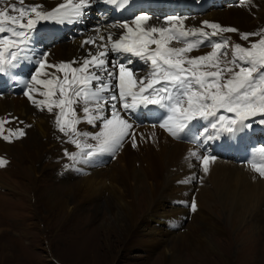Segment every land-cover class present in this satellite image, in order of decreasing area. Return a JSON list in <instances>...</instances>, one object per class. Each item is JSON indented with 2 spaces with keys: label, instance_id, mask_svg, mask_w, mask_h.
Segmentation results:
<instances>
[{
  "label": "snow or ice",
  "instance_id": "obj_1",
  "mask_svg": "<svg viewBox=\"0 0 264 264\" xmlns=\"http://www.w3.org/2000/svg\"><path fill=\"white\" fill-rule=\"evenodd\" d=\"M93 2L65 0L47 10L43 4H29L26 0H0L3 6L0 7V73L15 69L22 62L35 64L29 80H20L15 75L12 79L24 84V96L38 110L53 114L57 130L68 137L67 142L80 149L79 153L65 151L70 160L87 163L98 153L114 155L129 137L133 141L132 147L136 148L135 135L130 132L133 124L126 114L149 105L166 113L159 117L158 126L175 139L186 134V130L190 131L197 120L207 122L215 131V135L204 137V143L218 138L222 131L235 134L250 128L256 117H260L258 122L264 125V29L242 32L207 20L202 21L200 28L188 29L183 23L187 17L168 15L161 22L158 17L140 13L131 20L112 24L111 28L121 31L119 34L108 31L106 36L101 35L99 44L95 36L83 41L82 47L87 44L96 47L95 52L89 51L83 59L52 64L47 60L49 53L44 51L33 61L36 55L33 37L40 23H78ZM130 2L103 0L105 5H111L118 11L126 9ZM243 3L250 5L252 0H243ZM205 27L212 31H204ZM94 32L100 33L101 29L97 27ZM222 33L238 34L240 40L248 42V46L234 43L229 52L228 39L220 42L211 40V37H220ZM253 37L259 39L251 41ZM205 46L212 51L200 56L188 55ZM5 48L9 49L7 59ZM109 53L137 57L149 65V71L144 77L134 79L137 74L128 67L133 61L114 60L109 67ZM221 57L230 58L224 64ZM61 73L62 76L58 75ZM113 89H118L119 94H115ZM33 93L43 99H36ZM118 104L125 115H121ZM106 106L111 109L110 116L105 115ZM221 110L234 115H218ZM16 119H0V138L9 143L13 137L18 140L26 135L15 125ZM82 120L93 127H97L99 121L100 130L95 134L78 130L76 125ZM5 124L13 125L7 130V135L4 134ZM208 132L209 128H204L203 133ZM203 133L196 139L200 140ZM88 139L96 143L89 144ZM190 155L200 160L205 173L209 170V160L216 159L209 155L198 157L196 152ZM7 164L8 161L0 157V168ZM249 164L254 172L264 177V158L260 162L249 161ZM190 210L193 213L198 211L195 198L191 201Z\"/></svg>",
  "mask_w": 264,
  "mask_h": 264
},
{
  "label": "rangeland",
  "instance_id": "obj_2",
  "mask_svg": "<svg viewBox=\"0 0 264 264\" xmlns=\"http://www.w3.org/2000/svg\"><path fill=\"white\" fill-rule=\"evenodd\" d=\"M196 1L202 2L203 0ZM225 3L227 2L225 1ZM233 5L232 3L230 6ZM253 10L254 13L251 16V24L254 25L253 31H260L264 29V16L260 15L264 12V0H260L258 6ZM79 31L81 30L79 29ZM55 36L57 38L56 34ZM229 38H227L229 40L227 50L231 52L233 41L231 37ZM211 39L217 41L214 38ZM257 39L259 38H250L251 41ZM246 46H248V42ZM198 51H202L201 54L205 55L212 49L201 47ZM199 53H193L190 57L197 56ZM229 58L221 57V60L226 64ZM31 65H26L28 74H32L34 66ZM227 75L225 73L226 77ZM25 79L28 78L23 77V80ZM15 83L18 87L23 85L18 81ZM14 94L15 99L26 97L21 91ZM218 115L233 117L234 114L221 110ZM259 119L260 117L254 118L258 125L260 124ZM153 124L157 126L152 127ZM158 125L159 121H144L140 124L141 127L152 128L148 129L147 134H142L141 137L136 136V148L132 147L131 137L126 138L122 147L114 155L98 153L97 158L88 160V164L81 163L80 165L85 168L82 174L102 168L109 173V176L124 178L125 185H121V187L126 193V200L132 204L133 214H135L134 222L138 227L143 217L151 216L148 211L150 206L147 200V189L145 184L141 183V178L145 177L139 175L138 182L134 179V171L137 174L145 172L146 186H154L159 191L156 193L154 204L155 208L159 210L157 214L167 217L165 219L173 223L182 217V227L178 228V232H181L184 237L189 235L188 226L193 218L205 219L206 226L203 227L202 236L208 243L200 245L189 240L188 246L181 247L179 245L177 247L180 250H178V256L176 255L177 257L170 262L169 255L166 256L165 253L167 249L157 248L149 243L143 244V240L139 237L125 236L122 233L115 217L105 207L107 198L99 197L96 199V203L83 200L78 203L70 200L68 201L70 205L66 206L67 208L61 201L48 203L44 199L46 195L44 191L51 192L52 189L60 188V184L54 181L62 179L63 174L75 164L65 156V151L80 152V149L75 145L72 147L62 145L57 155L55 154V157L48 160L47 170L43 171L37 180V175L33 171H42L44 166L40 162L34 164L24 159L13 163L14 165H9V167L6 165L0 168V264H264V201L253 202V207L246 213L242 212V215L239 211L232 215L229 214V203L228 209H225L222 201H219L216 196L202 198L198 191L203 188L206 180L202 177L208 172H204L197 157L191 156V158L185 159L186 153L183 155L184 152L175 150L178 147H171L169 144L173 141L172 136ZM89 130H93V127ZM131 133L133 132L131 131ZM261 135L264 134L258 133V137H255L258 142L264 140V136ZM215 142L216 139H211L203 147L201 144L197 148V156L214 155L219 158L216 148H213L211 152ZM260 148L264 149L262 143ZM167 149L179 153L178 156L170 157L167 154ZM236 159L240 158H224L222 161H234L239 164L240 162H237ZM97 161L98 165H96ZM256 162L260 161L256 160ZM246 166L256 176L261 177L252 170L250 164H246ZM167 181L168 185L172 183L173 186L164 188ZM140 188L143 189V193L139 191ZM193 198L198 206V211L195 213L190 210ZM48 204L50 205L48 206ZM70 206L77 208L72 212V209L68 210ZM162 228L166 232L172 230L168 223ZM172 228L174 229L175 226ZM83 245H87L89 249L85 250Z\"/></svg>",
  "mask_w": 264,
  "mask_h": 264
},
{
  "label": "bare ground",
  "instance_id": "obj_3",
  "mask_svg": "<svg viewBox=\"0 0 264 264\" xmlns=\"http://www.w3.org/2000/svg\"><path fill=\"white\" fill-rule=\"evenodd\" d=\"M225 1L227 3H225ZM259 1L260 0H252V3L250 5L243 3L242 0L239 1L238 0L237 1L203 0L202 2L196 0H158L157 3L160 5L165 4V2L169 3L168 5L169 7H167V9H161V10H166L167 13L174 11H176V15H178L180 12L186 13L185 16H188V18L185 19L183 23L188 29L200 28L202 26V21L207 20L210 22L218 23L225 27H235L242 32H253L254 25L253 23L251 24V16L254 13L253 9L258 6ZM26 2L29 4L40 3L44 5L45 9L50 10L53 7L59 5L60 3L65 2V0H26ZM141 2H143V0H136L134 2L131 0L129 6L126 9L118 11L115 10L114 7L111 5H105L103 3V0H99V6L105 8V10H103L104 13L101 14L96 12L97 7H95L94 5L95 4V0H94L91 7L86 11L85 16L78 23L75 24H56L52 22L40 23L33 37V47L36 50V55L33 56V61L38 58L39 53L44 51H47L49 53L47 60L49 63L52 64H57L62 61L68 62V61L83 59L88 55L89 51L92 52L96 51V47L92 44H87L82 47L81 45L83 41L88 40L89 38L95 36L96 43L99 44L101 43L99 39L101 35L106 36L108 31H111L116 34H119V32L121 31L118 29L111 28L110 27L111 25L106 24L107 15H110L112 18H114L115 22L113 24H118L130 20L131 17L126 15L127 11L134 6L141 4ZM171 2H175V6H178L177 10L171 7ZM232 3L234 5L230 6L232 5ZM0 7L3 6L0 5ZM69 7L71 6L69 5ZM188 8H192L194 10L195 14H192V17H190L189 12H187L188 10H190ZM167 13L161 12L158 15L155 16L152 15V16L160 18V21L163 22L164 17L168 16L166 15ZM263 13H261L260 15L264 16ZM13 14L15 15V13ZM153 22L155 21H150V23ZM97 27L101 29L100 33L94 32V29ZM106 27H107V31L105 30ZM79 29L81 31H79ZM204 31L210 33L212 30L210 28L205 27ZM55 34L57 35V38ZM226 37L227 38L231 37L233 44L240 43L242 46H244L245 43V46L247 45V42L240 40L238 34H234V33H222L218 38L227 39ZM177 46H182V45H177ZM201 52L202 51L195 50L188 53V55L190 56L193 53H199L197 54V56H200L202 55ZM4 56L6 59L9 58L8 48H5ZM124 56L118 55L119 57L118 60H121ZM108 59H109V67H111V62L116 60L115 55L109 53ZM128 59H131L133 61V63L128 67L131 68H133V66L137 67V69L135 70L137 75L134 76V79L142 78L147 74V72L149 71L148 64L144 63L142 60H140L137 57L128 56ZM27 64H32L34 66L31 71L33 74L35 71V64L33 62H22L14 70H19L22 73L28 74L29 71L26 69ZM72 66L77 67L78 65H72ZM139 70L142 71L138 72ZM48 71H54V70L48 69ZM116 71L118 72V69H116ZM58 75L62 76L63 74L61 73ZM113 83H116V81H113ZM1 84H2V79H0V85ZM113 92L117 95L119 94L118 89H113ZM33 95L35 96L36 99H43V97L36 95V93H33ZM117 106L121 112V115H125L124 110L119 107V104ZM54 111H58V110H54ZM128 113L131 114V117L130 118L127 117V118L129 119L130 123L133 124V128L130 129V132L132 131L135 134V141H137L136 140L137 135L138 137H141L142 134L144 135L147 134L149 128H152V127L149 128L141 127L140 124L143 121V119L155 120V118L159 119V117L165 115V112L163 110L157 108L154 105H149L147 108L141 107L137 111L134 112L130 111ZM105 115L107 116L111 115V109L108 108L107 106H106ZM4 118H7L9 120H11L12 118H17L14 121L15 125L19 128H22L26 133V135L18 140L15 139V137H13L11 143L0 138V157L8 161L7 167H9V165H14L13 163H17L18 161H22L24 159L27 161H31L34 164L40 162V164L43 165L44 168L42 169L41 172L33 171L34 174L37 175L36 180L42 175L43 171L47 170L46 164L48 160H51L55 154L57 155L58 150L60 149V147L62 148V145H66V146L69 145L71 147L73 145L72 143L67 142L68 137L64 136L63 133L57 130L54 122V115L49 114L46 110L45 111L38 110L28 100L27 97L15 99L9 94L0 93V119H4ZM20 121H23V123H20ZM199 121L200 123L205 124L204 127L206 126L209 128L208 123L203 120H198L197 121L198 125H199ZM25 125H30V127H25ZM11 127H13L12 124L4 125L5 135L8 134L7 130ZM92 127L93 126L91 124H88L86 120H82L81 123L76 125V128L78 130L95 134L100 130L99 121L97 122V127H93V130H89V128ZM209 130H210L208 132L209 134L214 132L213 135H215L214 130H212L211 128H209ZM194 132L196 134L197 133L199 134V132L195 129ZM208 133H205L203 136L202 147L205 145L204 137H206ZM258 133L264 134V125L262 124L258 125L257 122L253 123L250 128L241 129L239 132H236L235 134H230L226 131H222L219 133L218 138H215L216 142L213 144V147L211 149L212 152L213 148H216V153H219L218 154L219 158L221 157L240 158L239 160L236 159L237 162H240L239 164L235 163L234 161L224 162L222 161V159L224 158L219 159L218 157H216L214 161L209 160L208 173L207 175L205 176L203 175L202 177V179L206 180L205 184L203 188L199 189L198 191V194L202 198L205 197L212 198L216 196V198H218L219 201H222L221 203L222 205H224L225 209H228L227 207L230 204L229 214L232 215L233 213L237 214L238 211L240 214L242 212L246 213L247 210L253 207L252 204L253 202L256 201L260 202L261 200L264 201V178L256 176L251 171V169H249L248 166H246V164H249V161L252 160L261 161V159L264 158V152H261V148H260L261 143L264 145L263 143L264 140H262L261 142H258L256 140L255 137H258L257 136ZM79 139L83 140V138H79ZM87 143L94 145L96 141L88 139ZM169 145L171 147H178L175 150L176 151L180 150L184 152L183 155H185L186 153L185 159L187 157L191 158L190 153L198 152L197 148L188 144L185 145L176 142L174 141V139L173 141L170 142ZM167 151H168L167 154H169L170 157L174 156V158H176V156H178L179 154V153H175V151L172 149H167ZM95 158H97V156H95ZM181 158L183 157L181 156ZM81 163L84 164L83 161L82 162L80 161L79 163L75 162V164L71 166V169L67 170L66 173L63 174L64 177L62 179H60L59 181L56 180L54 181L60 184L59 186L63 188L60 187V188L52 189L51 192L44 191V193L46 194L44 199L47 200L48 203L51 204L55 201H61L64 203V206L66 207L70 205L68 203V201L70 200L74 202L77 201L78 203H80L79 201L82 200L90 203L91 202L96 203V199L99 197H101V199L107 198L105 199V207L111 213V215L115 217V221L119 224L122 233L125 236L132 235L133 237L134 235L136 237H139L140 239L143 240V244L149 243L157 248L167 249L168 251L167 250L164 251L166 253V256L167 254L169 255L168 258L170 257L169 258L170 262H172L171 260L173 258H176L178 256L177 253L179 249L177 247L179 245L181 247L188 246L189 240H193L194 244H200V245L208 243V241L205 240L204 237L202 236V233L204 231L203 227L206 226L205 219L198 220L197 218H193L191 224L188 226L189 235L188 237H184L181 234V232H178V228L182 227L181 225L182 217L178 218V220L174 219L176 222L173 223V222H168L166 220L167 217L157 214L159 210L158 208H155L154 204L156 199V193L159 191L156 188H154V186L153 187L148 185L146 186L147 178L145 172H143L144 174L142 172L141 174H139V172L137 174L136 171H134L135 173L134 179L137 181L139 175L140 176L143 175V177H145L144 179L141 178L142 179L141 183L145 184V187L147 189V200L150 206L148 211H149V215L151 214V216L143 217L141 223L138 224V227H136L137 223L134 222L135 214H133L132 204H130L126 200L127 198L126 193L121 187V185L123 186L125 185L124 178L115 177V176L113 177L112 175L109 176V173H107V171L103 170L102 168L100 169L96 168L90 173L85 172V174H82V171L85 168H83V165H80ZM97 163L98 161L96 162V165H98ZM170 186H173L172 183L168 185V181H167L164 188ZM139 191H141V193L144 192L143 189L141 188ZM50 204H48V206ZM255 206L257 207V204ZM76 208H77L76 206H73L72 208L70 206L68 210L70 211L72 209V212H74ZM167 223L168 226L171 227L172 229L170 232L169 231L166 232L162 228L163 225L167 226ZM172 226L173 227L175 226V228L173 229ZM195 234L197 235L193 237V235ZM165 237H167V239H164ZM82 247L85 250L89 249L87 245L86 246L83 245Z\"/></svg>",
  "mask_w": 264,
  "mask_h": 264
}]
</instances>
